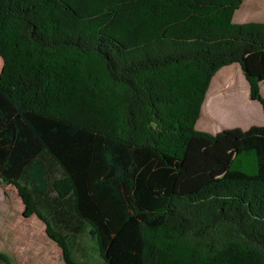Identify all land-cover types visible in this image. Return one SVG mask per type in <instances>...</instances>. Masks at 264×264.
<instances>
[{
    "label": "trees",
    "instance_id": "16d2710c",
    "mask_svg": "<svg viewBox=\"0 0 264 264\" xmlns=\"http://www.w3.org/2000/svg\"><path fill=\"white\" fill-rule=\"evenodd\" d=\"M241 3L0 0V184L65 264L64 212L104 264H264V123L195 129L234 63L264 112V21L233 22Z\"/></svg>",
    "mask_w": 264,
    "mask_h": 264
},
{
    "label": "rangeland",
    "instance_id": "374dc122",
    "mask_svg": "<svg viewBox=\"0 0 264 264\" xmlns=\"http://www.w3.org/2000/svg\"><path fill=\"white\" fill-rule=\"evenodd\" d=\"M262 1L264 3V0ZM244 2L242 0L241 4H244ZM239 7L234 12L233 22L264 20V8L251 6L257 12L254 11L251 17L245 18ZM242 76L239 65L235 63L223 66L216 72L212 81H210L209 89H207L195 129L215 133L218 128H231L234 126L247 128L250 125L252 121H249L248 115L241 112L239 108L232 106V104L237 106L241 105V102L242 104L244 103L241 92H238L237 88H235L236 91L233 89L234 84L240 82V80H245L242 79L244 78ZM221 82L225 85L218 89ZM216 93L222 94L217 99H213L212 103H209L210 106H207L208 96H213ZM255 103L254 105L258 104ZM226 108H229V110ZM209 116L210 118L212 117L214 124L209 122ZM204 124H208L209 127L203 128ZM238 165L241 169L251 170L253 157L244 155L238 161ZM53 172L54 176L58 175L57 169ZM50 196L52 197L53 193H50ZM0 197H5L4 199L9 203L8 216L10 219L7 221L8 230L4 236H0V245L7 251L8 255L12 256L17 264H65L60 249L46 235L45 225L42 221L36 218L35 215L30 216L24 222L20 220L23 205L17 192L5 193L3 187L0 186ZM54 213L56 214L55 211ZM52 220L56 226L61 227L68 235L69 248L76 260H79L82 264H104L98 251L96 239L89 234V226L87 224L71 217L66 212L61 213L59 217L54 216Z\"/></svg>",
    "mask_w": 264,
    "mask_h": 264
},
{
    "label": "crops",
    "instance_id": "0c3cea01",
    "mask_svg": "<svg viewBox=\"0 0 264 264\" xmlns=\"http://www.w3.org/2000/svg\"><path fill=\"white\" fill-rule=\"evenodd\" d=\"M235 64L239 65L238 63H235ZM242 77H244V75ZM242 79H245V77L242 78ZM224 85L225 84L223 82H221L220 85L218 86V89L223 87ZM235 88H237L238 92H241V94L243 96L244 103L242 104V102L240 101L241 105L239 104V105L235 106V105L232 104V106L239 108L241 112H244V114L248 115L249 121L250 122L252 121L249 126H251L252 124H255V125L263 124L264 123L263 108H262L261 104L258 101H255V99H251L250 88H249V85L247 83V80L246 79L245 80H240V82H238V83L233 85V89L234 90H235ZM208 89H209V86H208ZM260 92L264 96V80L262 82H260ZM255 102H257L258 104L255 103ZM254 103L257 104V105H254ZM226 109L229 110V108H226ZM244 122H246V121H244ZM243 129H245V128H243ZM218 130H220V129L218 128L217 131ZM0 186H1V184H0ZM4 198L5 197H0V236H4L5 233L7 232V230H8L7 221L10 219L9 216H8V214H9V212H8L9 203ZM0 252L8 254L7 251L4 250L1 245H0ZM9 258H10L9 264H17L12 256H9ZM0 264H6V263L3 261V259L0 258Z\"/></svg>",
    "mask_w": 264,
    "mask_h": 264
},
{
    "label": "bare ground",
    "instance_id": "6f19581e",
    "mask_svg": "<svg viewBox=\"0 0 264 264\" xmlns=\"http://www.w3.org/2000/svg\"><path fill=\"white\" fill-rule=\"evenodd\" d=\"M243 1H245V2H244V4H241V6L239 7V9H240V12L243 14V17H245V18L251 17L254 11L257 12V10H253L251 8V6L258 7V8H261V9L264 8V3H263L262 0H243ZM258 10H260V9H258ZM254 14H256V13H254ZM219 95H221V93H216L213 96H208L206 104L208 106H210L209 103L212 102L213 99H215Z\"/></svg>",
    "mask_w": 264,
    "mask_h": 264
}]
</instances>
